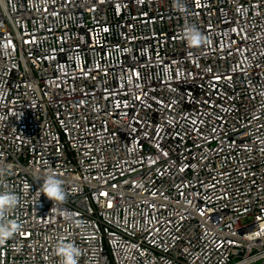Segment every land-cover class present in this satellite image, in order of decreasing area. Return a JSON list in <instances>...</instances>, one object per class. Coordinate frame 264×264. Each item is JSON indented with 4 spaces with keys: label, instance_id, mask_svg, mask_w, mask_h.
<instances>
[{
    "label": "built area",
    "instance_id": "built-area-1",
    "mask_svg": "<svg viewBox=\"0 0 264 264\" xmlns=\"http://www.w3.org/2000/svg\"><path fill=\"white\" fill-rule=\"evenodd\" d=\"M181 3L0 0V264H264V0Z\"/></svg>",
    "mask_w": 264,
    "mask_h": 264
},
{
    "label": "clouds",
    "instance_id": "clouds-1",
    "mask_svg": "<svg viewBox=\"0 0 264 264\" xmlns=\"http://www.w3.org/2000/svg\"><path fill=\"white\" fill-rule=\"evenodd\" d=\"M174 6L180 10H184L181 0H174ZM190 46L200 45L205 41V37L198 31L195 25L188 26L184 33ZM6 169L0 168V176L5 174ZM37 180H43L42 186L38 190V197L44 194L51 201L63 203L66 199V193L62 186V181L56 177V174L49 169L42 177L37 176ZM18 203V197L12 193H0V244L19 230V225L15 221H5L3 217ZM55 255L61 259L59 264H78L77 257L80 255L79 250L71 243H63L61 241L55 248Z\"/></svg>",
    "mask_w": 264,
    "mask_h": 264
}]
</instances>
